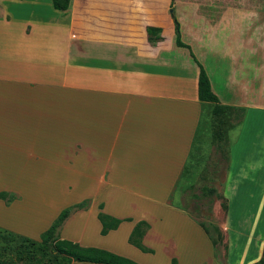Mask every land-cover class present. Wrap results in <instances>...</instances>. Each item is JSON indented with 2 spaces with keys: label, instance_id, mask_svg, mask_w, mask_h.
Here are the masks:
<instances>
[{
  "label": "crops",
  "instance_id": "0c3cea01",
  "mask_svg": "<svg viewBox=\"0 0 264 264\" xmlns=\"http://www.w3.org/2000/svg\"><path fill=\"white\" fill-rule=\"evenodd\" d=\"M171 4L72 0L61 11L52 0H0V177H13L19 161L31 175L69 178L58 191L73 197L45 227L65 207L90 199L58 230L82 246L143 264H172L174 257L179 264H255L264 255V132L248 137L256 116L264 123V45L256 48L254 20L243 25L239 11H224L212 24L190 0ZM175 17L211 82L204 51L217 55L224 87L212 88L220 103L246 107L229 148L221 258L204 227L169 201L204 113L199 67L176 44ZM149 27L159 29V41L150 42ZM255 142L260 150L251 153L246 146ZM15 201L0 203L9 209ZM99 211L123 220L102 234ZM140 220L149 223L143 242L151 252L128 240Z\"/></svg>",
  "mask_w": 264,
  "mask_h": 264
},
{
  "label": "rangeland",
  "instance_id": "374dc122",
  "mask_svg": "<svg viewBox=\"0 0 264 264\" xmlns=\"http://www.w3.org/2000/svg\"><path fill=\"white\" fill-rule=\"evenodd\" d=\"M176 1L172 2L171 9L174 8ZM190 1L193 2L194 8L198 9L200 13L208 16L212 24L220 19L224 11L241 12L239 21H242L243 25L251 27L254 20L256 48L264 45V0ZM204 52V58L209 66L214 88L221 91L224 87L223 73L222 69L217 66V55H215L212 47L205 49ZM255 82L256 84L260 82L259 78H255ZM253 102L257 105L262 103L257 98ZM211 117L210 108L204 105V113L201 118L207 121L208 119L211 120ZM255 118L258 120H254L255 123L253 129L250 130L251 134L248 139H261L263 136V118L258 116ZM243 123L244 119L229 131L228 142L224 139L210 140L209 142L208 132L204 133L205 141L202 151L206 157L203 167L196 170L191 186L187 185L183 189L177 187L169 200L172 205L186 211L196 222L207 229L208 237L219 243L220 258L226 248V237L222 223L227 203L224 195L225 178L229 167L227 157H229L230 143L238 139L242 132ZM206 130H209V126ZM243 137L244 133H242L240 141H242ZM253 144L249 143L246 146L251 153L254 149L260 150L258 142ZM21 164L19 161L15 162L13 177H0V188L13 186L16 189L15 191H18L14 193L5 191L8 194L6 198L0 197L6 203H3L4 205H10L16 200L15 205L10 206L9 209L4 208L0 203V259L6 260L7 264H88L89 262L69 260L65 255L55 254L51 243L42 246L40 244V231L44 232L46 230L45 225L54 215L57 208L73 197L72 194H64L58 191L61 186H64L62 183L68 182L70 179L52 175L47 177L34 176L26 173ZM252 197L257 201L262 198V195L256 193L252 194ZM28 228L30 229L28 230ZM36 231H38V234L29 233ZM26 234H30L33 237ZM23 236L28 238L25 240Z\"/></svg>",
  "mask_w": 264,
  "mask_h": 264
},
{
  "label": "trees",
  "instance_id": "16d2710c",
  "mask_svg": "<svg viewBox=\"0 0 264 264\" xmlns=\"http://www.w3.org/2000/svg\"><path fill=\"white\" fill-rule=\"evenodd\" d=\"M72 0H52V5L55 9L66 11L70 8ZM174 0H172L173 2ZM159 29L149 27L148 38L150 42H157L161 39ZM175 34L176 44L178 46L187 47L190 50V54L199 67L198 77V96L202 105H207L210 108L211 120L200 118L188 158L184 164L183 171L177 180L176 187L191 186L194 179V174L197 169L203 167L204 159L202 146L205 141L204 133L208 132L209 142L210 140L224 139L228 142L229 131L236 125L241 123L245 117L246 108L244 106H235L220 103L218 95L212 88V82L210 75L208 74L205 66L198 60L196 55L191 49V46L185 43L181 37L180 23L175 17ZM209 126V130H206ZM208 136V135H207ZM230 162V157H227ZM7 192L1 191L0 197L6 198ZM14 195V194H13ZM90 199H84L81 202L69 205L62 209L57 217L53 220L51 225L41 234V246L51 243L52 250L55 254L65 255L69 260H75L80 262H96L104 264H143L130 257L115 253L108 249L94 247V246H82L78 242H74L70 239L60 238L58 235L59 228L63 223L77 210L86 209L90 205ZM102 208V204H100ZM227 208V203H226ZM98 218L102 224L101 233L106 234L111 229H116L122 218L111 216L103 211L98 212ZM202 225V224H201ZM203 226V225H202ZM204 227V226H203ZM205 228V227H204ZM149 229V223L145 220L138 221L128 238L129 242L137 246L144 252H151L152 249L144 244L143 237L146 231ZM207 231V229L205 228ZM25 240L28 237H25ZM216 245V255L220 258L218 242L213 240ZM0 264H7L6 260L0 259ZM172 264H179L177 258H172ZM255 264H264V255L259 262Z\"/></svg>",
  "mask_w": 264,
  "mask_h": 264
},
{
  "label": "bare ground",
  "instance_id": "6f19581e",
  "mask_svg": "<svg viewBox=\"0 0 264 264\" xmlns=\"http://www.w3.org/2000/svg\"><path fill=\"white\" fill-rule=\"evenodd\" d=\"M69 185H70V184H69ZM69 185H68V186H69Z\"/></svg>",
  "mask_w": 264,
  "mask_h": 264
},
{
  "label": "water",
  "instance_id": "95a60500",
  "mask_svg": "<svg viewBox=\"0 0 264 264\" xmlns=\"http://www.w3.org/2000/svg\"><path fill=\"white\" fill-rule=\"evenodd\" d=\"M171 10H173V9H171Z\"/></svg>",
  "mask_w": 264,
  "mask_h": 264
}]
</instances>
